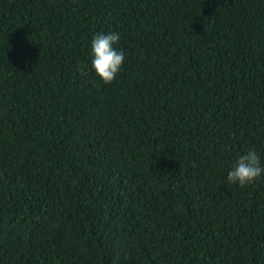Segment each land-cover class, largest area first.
I'll list each match as a JSON object with an SVG mask.
<instances>
[{
	"label": "trees",
	"instance_id": "obj_1",
	"mask_svg": "<svg viewBox=\"0 0 264 264\" xmlns=\"http://www.w3.org/2000/svg\"><path fill=\"white\" fill-rule=\"evenodd\" d=\"M249 149L264 0H0V264H264V173L226 181Z\"/></svg>",
	"mask_w": 264,
	"mask_h": 264
},
{
	"label": "clouds",
	"instance_id": "obj_2",
	"mask_svg": "<svg viewBox=\"0 0 264 264\" xmlns=\"http://www.w3.org/2000/svg\"><path fill=\"white\" fill-rule=\"evenodd\" d=\"M120 40L119 32L97 33L91 41L92 67L105 84H110L119 72L125 54L114 47ZM264 173L260 156L255 149H249L238 155L232 169L228 171L226 181L243 187L254 182Z\"/></svg>",
	"mask_w": 264,
	"mask_h": 264
}]
</instances>
